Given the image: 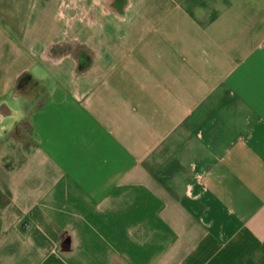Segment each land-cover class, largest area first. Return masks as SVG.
<instances>
[{
	"label": "crops",
	"instance_id": "0c3cea01",
	"mask_svg": "<svg viewBox=\"0 0 264 264\" xmlns=\"http://www.w3.org/2000/svg\"><path fill=\"white\" fill-rule=\"evenodd\" d=\"M0 264H264V0H0Z\"/></svg>",
	"mask_w": 264,
	"mask_h": 264
},
{
	"label": "rangeland",
	"instance_id": "374dc122",
	"mask_svg": "<svg viewBox=\"0 0 264 264\" xmlns=\"http://www.w3.org/2000/svg\"><path fill=\"white\" fill-rule=\"evenodd\" d=\"M29 144L30 138L22 128L16 129L0 144V200L3 202L7 200L11 175L25 157ZM5 207L0 204V231Z\"/></svg>",
	"mask_w": 264,
	"mask_h": 264
},
{
	"label": "trees",
	"instance_id": "16d2710c",
	"mask_svg": "<svg viewBox=\"0 0 264 264\" xmlns=\"http://www.w3.org/2000/svg\"><path fill=\"white\" fill-rule=\"evenodd\" d=\"M19 127H17L16 129H18ZM11 197H12V194H11V191L10 189L8 190V195H7V200H5L4 202L0 200V204L2 207H5L7 206L10 201H11ZM0 199H2V196L0 195ZM0 234H1V231H0Z\"/></svg>",
	"mask_w": 264,
	"mask_h": 264
}]
</instances>
